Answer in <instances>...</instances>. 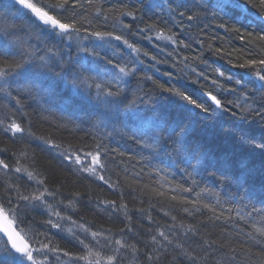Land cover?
<instances>
[{
  "label": "snow or ice",
  "instance_id": "6c2138e0",
  "mask_svg": "<svg viewBox=\"0 0 264 264\" xmlns=\"http://www.w3.org/2000/svg\"><path fill=\"white\" fill-rule=\"evenodd\" d=\"M158 94L242 150L186 144ZM0 264H264V0H0Z\"/></svg>",
  "mask_w": 264,
  "mask_h": 264
},
{
  "label": "trees",
  "instance_id": "16d2710c",
  "mask_svg": "<svg viewBox=\"0 0 264 264\" xmlns=\"http://www.w3.org/2000/svg\"><path fill=\"white\" fill-rule=\"evenodd\" d=\"M6 3V0H5ZM159 43V42H157ZM218 43H222L224 48L226 50H230L231 46H238L239 41L235 39H230L226 35H221V40L218 41ZM142 47L144 50L149 51L152 54H155L156 56L160 57L162 60L167 59V57L159 52L155 47L147 44V42H143ZM209 62L211 63V68H209L208 74L210 78L214 76V69L217 66H221L224 70H230V71H237L236 69H230V66L227 64L224 60H217L213 56L208 57ZM161 70L166 69L165 64H161L159 66ZM167 70L172 71L171 68H167ZM160 82H163L165 77H159ZM210 84V80L208 82ZM154 103L156 106L160 109V111L164 114L165 118L168 120V124L171 127H175L177 131L180 130V128H183L185 126H188L190 128V133L186 137L185 143L190 145L191 147H197L202 146L206 149H209L216 153H224L225 151L230 152H240L242 149L240 146L236 143V137L232 135L229 131H226L228 129H231L234 125L239 124L240 122L235 120V118L227 115V114H218L212 119H203L202 117L197 116H189L185 111H183V104L179 100L168 97L166 94H158L154 98ZM244 127L247 128H254L256 125L254 123H247L245 122ZM57 136H59V133H57ZM120 148L123 151L126 152H134V146L131 145L130 142H121ZM166 150V149H164ZM162 150V151H164ZM247 150V149H243ZM123 161V163H121ZM135 161L134 160H128L127 157H117V165L121 169H127L129 173V181L130 183L134 184V181H131L130 177L133 171H139V166L137 165L135 169H133ZM114 165L113 168L115 170L116 166ZM180 181V177L177 176L176 180L173 182V187L176 185L177 182ZM207 184L209 187L212 188V190L216 193V195H212V193H208V196L215 201L216 197L219 196L221 199V202L223 203L227 198V189H221L218 190L215 187L216 181L214 178H208L205 177L204 181H202L200 189L198 191L204 189V184ZM168 185L165 183L163 185V191L167 193ZM188 195V194H185ZM193 196L195 193L192 194ZM163 201H166L168 203H172L170 201L169 196L161 197L160 198ZM191 207V205H189ZM164 211L172 212L171 208L164 207L160 209L159 215H163ZM212 228V231H220L218 227L209 226Z\"/></svg>",
  "mask_w": 264,
  "mask_h": 264
}]
</instances>
